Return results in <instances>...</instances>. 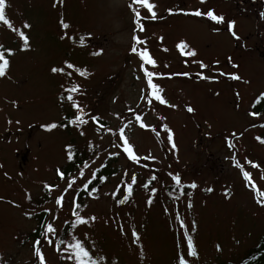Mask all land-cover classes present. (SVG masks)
<instances>
[{
    "label": "rangeland",
    "instance_id": "rangeland-1",
    "mask_svg": "<svg viewBox=\"0 0 264 264\" xmlns=\"http://www.w3.org/2000/svg\"><path fill=\"white\" fill-rule=\"evenodd\" d=\"M6 3L5 15L13 28L0 21V51L11 49L15 54L6 76L0 78L3 264H37L32 244L43 238L31 234L38 225L37 215L45 209L51 211L45 212L43 227L53 223L57 229L54 240H59L69 224L65 245L80 240L94 257L102 256L111 264H178V255H184L188 264H215L235 260L258 240L264 232V206L258 200L264 197L246 186L232 158L244 165L253 183L264 191V144L257 140L264 139V111L249 115L264 92V0H149L156 5L155 20L138 4L130 8V0ZM132 9L141 12L143 31L137 28ZM195 10H214L226 22L235 20L234 31L240 39L231 35L227 23L218 25L203 15L182 14ZM61 21L69 28L64 29ZM25 23L31 27L25 29ZM21 31L29 38L27 50H21ZM133 36L146 42L136 47L138 51L146 47L158 67H145L164 74L154 82L177 107L159 102L149 105L141 99L146 79L140 70L142 61L131 51ZM181 41L189 45L186 51L195 50L197 56L182 55L176 47ZM101 49L100 55H93ZM195 61L209 67L201 69ZM66 62L74 68L68 69ZM53 67L64 72L53 73ZM185 72L188 76L172 75ZM220 72L238 73L243 80L233 81ZM201 75L210 79H201ZM73 86L79 91L68 93ZM69 94L85 110L87 125L69 123L76 113L67 100ZM189 105L195 109L193 113L187 112ZM67 113L71 115L67 130L42 127L64 120ZM136 115L142 121H136ZM91 116L99 122H93ZM141 122L148 127L141 129ZM165 124L173 132L175 148L167 140ZM125 125H129L125 134L134 151L155 159L133 163L125 154L112 155L122 152L119 128ZM72 142L88 147L91 154L61 180L57 169L66 163L67 146ZM108 159L114 161L117 173L105 179L97 191L86 194L76 211L88 223L73 227V199L77 202L83 184ZM247 161L259 167L252 168ZM85 163L89 167L84 168ZM170 173L181 176L179 187ZM133 174L137 177L133 193L119 204L117 198L126 195L120 189L127 187ZM153 175L157 180L149 183ZM72 178L79 185L77 193L69 191L63 206L56 205L55 198ZM45 183L52 186L51 191L43 187ZM146 183L147 189L142 187ZM192 183L197 187H189ZM209 188L213 191H207ZM26 213L35 214L29 217ZM133 231L140 236L137 242H133ZM185 233L192 237L195 257L186 255ZM42 251L47 264H67L61 257L63 250L57 252L43 243Z\"/></svg>",
    "mask_w": 264,
    "mask_h": 264
},
{
    "label": "snow or ice",
    "instance_id": "snow-or-ice-1",
    "mask_svg": "<svg viewBox=\"0 0 264 264\" xmlns=\"http://www.w3.org/2000/svg\"><path fill=\"white\" fill-rule=\"evenodd\" d=\"M203 2H204V0H201V3H203ZM133 4H138L142 8L146 9L147 12L150 14V18L152 20L157 19V13L154 10L156 8V5L154 3H149V0H130L129 7L132 8ZM6 7H7L6 0H0V21H2L9 28H13V25L11 24L9 19L6 18V15H5ZM132 10H133L134 15H135V22H136L137 28L140 31H143L144 26L140 22L141 12L136 10V9H132ZM169 14H173L171 9L169 10ZM182 14L193 15V16H197V17H200L203 15V16H206L209 21H212L218 25L227 23V30L231 33V35L234 38H236L237 40L240 39V37L234 31V28L236 25L235 20H231V21L226 22L224 16L216 14L214 10H209L206 13H202L199 10H195V11L190 12V13L183 12ZM261 16L264 17V13H261ZM61 25L64 29L69 28V25L67 23H64L63 21H61ZM23 27L25 29H27V28H30L31 25L25 23L23 25ZM13 30H15V29H13ZM214 30L219 31V29H214ZM19 36H20V39L23 41V45H24L23 49H21V50H27L29 47V38L25 35V33L23 31L19 32ZM63 38L64 37H62V39ZM162 39L163 38L161 37V40ZM133 40L135 41V43L132 45L131 51H132V53L137 54L139 59L142 61V63L140 64V70L143 72V76L146 79V90H145L144 96H142L141 99L145 100V103L149 104V105L154 104L155 102H159V104L167 105L168 107H172V108L177 107V105L170 104L165 99V97L162 95L163 89L157 83L154 82V78L163 77L164 74L157 73L155 71H150L147 67H145V65H150L153 69L158 67L157 61L153 58V56L150 54V52L147 50L146 47L140 51H138V49L136 47V44L144 45L146 42L141 40L137 36H133ZM83 41H84V38L81 37V44L82 45H83ZM0 47H3V46L0 45ZM176 47L180 50L182 55H185L188 57H196L197 56V52L195 50L186 51V49L189 48V45L184 41H181L180 43H178L176 45ZM165 51H167V49H165ZM5 53H7V57H6ZM101 53H102V49L99 52L93 53V55H100ZM14 54L15 53H13V51L11 49H5L4 51H0V78L6 76V73L10 67V57L13 56ZM195 62L199 64L201 69H206L209 67L203 61H195ZM66 67L68 69H73L74 65L72 63L66 62ZM232 67L238 68L239 66L236 64H233ZM76 70L80 72L81 76L85 75V72L80 71L79 69H76ZM51 71L53 73H63L64 69L53 67L51 69ZM67 75H71V73H67ZM172 75L188 76V73L185 72V73L172 74ZM219 75L220 76H227L229 79H231L233 81H242L243 80V77H241L238 73L229 74V73L220 72ZM137 78L139 79V77H137ZM169 78H171V76H169ZM201 79L207 80V79H210V77L201 75ZM244 82L248 83L249 81H244ZM66 91L68 93L78 92L79 88L76 86H73L72 88H68ZM217 95H218V93H217ZM236 95L239 96L240 94L236 93ZM259 99H264V92H261L259 94L258 100ZM67 100L72 102L71 108L76 109V113H73V115L75 116V119L70 120L69 123H72L74 125H79V126L87 125L89 123V121L84 119V116L86 115L85 110L76 101L73 100L72 95L69 94L67 96ZM253 107H255V104L253 105ZM186 110L188 113H193L195 111V109L190 105L187 106ZM249 115L258 116L259 113L253 111V112H250ZM135 119H136V121H142V118L140 115H136ZM91 120L93 122H99V118L96 116H91ZM128 126L129 125H125L124 127L119 128V140L122 141V145H121L122 152L118 151L117 153H113L112 155L125 154L127 157V160H129L133 163H140V161L142 159L143 160L155 159L151 155L141 157L140 155H138L134 151V146L132 145V143H130L129 139L127 138V136L125 134V127H128ZM262 126H264V125H262ZM42 127L46 131H52L53 129H56L58 127V125L56 123H48L46 125H42ZM147 127L148 126L146 124H144L143 122L140 123L141 129H145ZM163 128L167 134L168 142L172 145L173 148H175L176 145L173 143V132H172V130L166 124L163 126ZM152 131H156V129L153 128ZM80 134L84 135V132L81 131ZM113 135H115V134L113 133ZM157 135H159L158 132H157ZM232 135L235 136L236 134L232 133ZM257 140H259L260 143L264 144V139L257 137ZM228 146L230 148L233 147L230 140L228 141ZM67 148L71 149V145H68ZM67 159L69 161L73 160V152L71 150H69L67 152ZM232 159H233L234 166L240 170L242 177H243V180L246 182V186L253 189L256 193V196L264 197V191H260L259 188L257 187V185L255 183H253L252 174L249 171H246L244 168V165L241 164L239 161H237L235 157H233ZM247 163L249 165H251L252 168H258L259 167L258 164H255L252 161H247ZM87 167H89V165L87 163H85L84 168H87ZM57 174L61 180L65 179V173L63 171H61L60 169H57ZM5 175L7 176V173H5ZM169 175L171 176V180L175 182L177 187H179L181 185V176L178 174H171V173ZM80 176L81 177L84 176L83 170L80 171ZM96 179H99L101 182H103V181H105L106 178L103 176L97 177L96 172H93L91 179H89L86 183L83 184V190L87 191L90 195L92 192L97 191V189H95V188L90 189V187H89L93 183V180H96ZM261 179H264V177H261ZM156 180H157V177L155 175H153V176H151L149 183H151V181H156ZM136 183H137V177H136V175L133 174L131 176V182L127 184V187L124 189H120L121 194L126 193V195H124V199L117 198V202L119 204H124L125 201L128 199V197L132 195L133 186ZM149 183L143 184L142 187L147 189L149 187ZM43 187L49 191H51V188H52V186L49 185L48 183H45L43 185ZM189 187L194 189L197 187V185L195 183H192L189 185ZM78 189H79V185H77L75 178L67 180V187L61 192V194L59 196H57L55 198L56 205L62 207L68 192L71 191L73 193H77ZM118 189H119V186H118ZM151 191L153 193H156L157 189L152 188ZM207 191L211 192V191H213V189L209 188V189H207ZM112 195L115 196L116 193L113 192ZM147 202H148V204H151L153 201L151 198H149ZM258 203H260L262 206H264V200H258ZM72 204H73L72 215H74L76 217L74 224H73V227H75L76 225L87 224L88 221L85 220L83 217H81L76 211V209H79L81 207V205L79 203H76L75 198L73 199ZM191 206H192L191 202H189L188 207L190 208ZM50 211L51 210H49V209H45V212H50ZM33 214H35V213H26V215H29V217ZM91 219L95 220L96 218L91 217ZM177 220H180V227L184 228L185 225L183 223V220L179 216H177ZM121 231H123V229H121ZM39 235L43 239H35L33 244H32V251H33L34 257L36 258L37 264H47L46 256H45L44 252L42 251L43 243H47L48 245L55 247L57 252H61L62 250L64 252H66L67 255L62 257V258L66 259V260H72L74 262V264H100V261L103 260L102 256L99 257L98 259H94L93 254L90 253L89 249H87L85 247V244L82 243L80 240H75L73 238L74 242L66 244V245H65L63 240H54L53 237L57 236V229H56V227H54L53 223H48L45 227H43V230L40 231ZM131 235L133 238V242H137L140 240V236L136 231H133ZM185 237H186V241H187V253H186V255L191 256V257H195L197 255V253H196V250H195V247L193 244L192 237L190 235H188L187 233H185ZM61 246H63V249ZM177 259H178V264H188V260L186 259V257L184 255H178ZM0 264H3L2 260H0Z\"/></svg>",
    "mask_w": 264,
    "mask_h": 264
},
{
    "label": "trees",
    "instance_id": "trees-1",
    "mask_svg": "<svg viewBox=\"0 0 264 264\" xmlns=\"http://www.w3.org/2000/svg\"><path fill=\"white\" fill-rule=\"evenodd\" d=\"M5 55L7 57V53H5ZM252 111L262 113L264 111V99H259V100L257 99V101L255 102V107H252ZM70 116H71L70 113H67L64 120L56 123L58 127L62 126L63 129L67 130L69 126L68 120ZM74 142L69 143L71 145V149L67 148V152L69 150L73 152V160L69 161L67 159L66 163L62 165L60 168H58L65 173V176L71 174L76 169H78V167H80L90 157L91 154V151L88 147L85 148L83 147V144H78L77 142L76 144ZM113 162L114 161H112V159H108L106 162H104L103 165L100 166L95 171L97 177L103 176L106 179H108L109 177L115 175L117 173V170L114 168ZM101 183L102 182L99 179H96L93 180V183L89 187L90 189L91 188L96 189ZM87 193L88 192L83 190V188L80 189L76 197V199L78 198L76 203L81 204L82 201L86 198ZM45 217H46L45 212H42L41 214L37 215L38 225L35 229H33V232L31 234L33 238H37L39 236V233L43 228V222L45 220ZM70 228H71L70 225L66 224V226L63 228L61 232V236L59 240H63V241L65 240V236L68 230H70ZM66 255L67 253L65 252L61 254V257H64ZM93 258L98 259L94 256ZM66 262L67 264H74L72 260H67ZM105 262H107V264H111L109 261H105V260H101L100 264H106ZM215 264H264V232L259 236L258 240L251 247H248L246 250H244L242 254L235 260H228V261L221 260Z\"/></svg>",
    "mask_w": 264,
    "mask_h": 264
}]
</instances>
